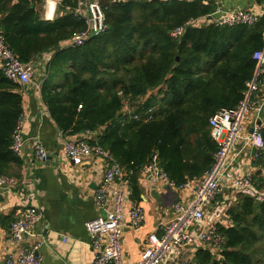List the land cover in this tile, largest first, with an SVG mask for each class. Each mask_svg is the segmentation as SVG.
I'll return each instance as SVG.
<instances>
[{
	"label": "trees",
	"instance_id": "1",
	"mask_svg": "<svg viewBox=\"0 0 264 264\" xmlns=\"http://www.w3.org/2000/svg\"><path fill=\"white\" fill-rule=\"evenodd\" d=\"M42 1L0 0V31L24 64L54 51L40 95L61 133L82 136L125 172L136 174L156 155L157 166L176 185L202 177L218 149L208 118L245 100L255 72L252 54L263 47L264 14L252 26H197L194 21L214 11L210 3L99 0L104 30L71 46L86 27L74 12L77 1L58 0L53 20H43L35 9ZM180 27L182 35L171 37ZM256 82L258 88L264 78ZM21 87L0 69L4 175L19 164L11 145L22 114ZM258 95L251 93L249 101ZM256 164L253 181L264 193V152ZM226 215L230 226L217 224L223 238L217 253L199 250L195 264H264V197L237 193Z\"/></svg>",
	"mask_w": 264,
	"mask_h": 264
},
{
	"label": "crops",
	"instance_id": "2",
	"mask_svg": "<svg viewBox=\"0 0 264 264\" xmlns=\"http://www.w3.org/2000/svg\"><path fill=\"white\" fill-rule=\"evenodd\" d=\"M76 1L81 2L80 11L87 15L85 0ZM58 4V0H43L35 9L43 20H53ZM210 4L228 11L259 12L264 7L263 0H211ZM193 23L204 26L209 21L200 18ZM53 53L47 51L35 57L31 63L34 75L28 84L21 85L20 130L23 145L17 155L19 164L12 167L9 173L15 178V185L10 190L0 191V264H4L19 247L31 248L34 245H38L41 264H94L85 223L112 210L111 195L107 197L103 210L96 209L94 204L95 192L105 169L103 156H93L83 159L78 165L73 164L64 153V142L82 140L83 137L63 135L42 103L41 79L45 77ZM261 76L264 78V74ZM263 87L264 82H261L256 92L260 94ZM250 96L247 90L244 101L249 102ZM257 120L261 122L258 126L261 132L264 130V109L257 114L246 112L227 155L226 167L221 171V194L204 206L206 217L194 226L191 243L178 251L167 264H195V255L199 250H210L195 235L203 224L215 221L220 227L230 226L226 211L235 201L236 194L241 193L233 188V182L247 174L252 175L253 180L257 176L259 152L247 141L250 129L257 126ZM37 143L47 153L46 162H37L34 157ZM261 173L264 175V169ZM200 178L189 179L180 185L171 180L172 184H166L142 170L136 174L123 170V177L114 180L111 189L121 190L124 194L122 211L138 205L145 214L143 225L137 230L132 229L126 220L123 223V264H135L140 259L148 235L155 233L159 237L162 234L161 226L174 218L175 205L188 206L193 202ZM25 207L38 209L41 219L35 228V237H24L18 243L9 237L8 230L16 214ZM102 243H106V239Z\"/></svg>",
	"mask_w": 264,
	"mask_h": 264
},
{
	"label": "built area",
	"instance_id": "3",
	"mask_svg": "<svg viewBox=\"0 0 264 264\" xmlns=\"http://www.w3.org/2000/svg\"><path fill=\"white\" fill-rule=\"evenodd\" d=\"M167 1V0H160ZM211 0H202V3L208 5ZM79 5L74 10L85 21V29L75 34L72 38L71 46H81L84 41L90 37H95L102 33L105 28V18L103 9L99 0H85L86 13L81 12ZM69 8H65V12ZM63 13V14H64ZM264 14V7L259 12L249 10L228 11L220 7H215L214 11L206 16V19L215 26H252L257 19ZM183 33V27L177 28L171 32V37L178 38ZM263 47L261 50L252 54L255 65V77L247 85L249 93L257 91L256 80L264 74V33L262 35ZM0 69L6 79L12 83L26 85L34 75L32 64H24L18 60L12 50L5 43L4 36L0 31ZM264 109V87L262 92L256 96L252 102L244 101L236 108H223L215 112L208 118L210 138L217 144V152L214 155L212 165L204 172L199 180L195 190L193 202L188 206L175 205L174 218L161 226L162 234L158 237L155 233L148 235L140 259L135 264H167L178 251L187 247L192 240L194 226L205 219L204 206L214 200L222 192L219 184L221 171L226 167V158L232 146L233 139L236 136L241 120L247 111H253L256 114ZM20 119L17 121L12 133L11 149L18 155L23 139L20 130ZM250 143L259 153L264 152V141L259 127L255 126L253 132L247 137ZM64 153L73 164H80L83 159L93 156H103L105 169L96 189L94 204L96 209L103 210L107 197L112 196V210L105 211L100 215L85 223V230L90 237V247L93 251L94 264H123L121 256L122 230L123 223L126 220L129 226L137 230L144 222L145 214L143 209L136 205L127 211H122L124 194L121 190L111 189L115 179L123 177V169L116 164L109 154L95 145H90L81 140H72L64 142ZM34 157L37 162H46L47 153L40 143L34 147ZM142 172L147 175L153 174L159 180L166 184H172L166 174L156 164V155L151 156L149 163L143 165ZM15 178L0 174V191L10 190L15 185ZM233 188L237 191L245 192L249 196L264 197V193L257 190V184L253 181L252 175L247 174L233 182ZM41 215L35 207H25L18 212L9 225V237L20 243L24 237H35V228L40 222ZM160 228V227H159ZM197 240L207 245L209 251L217 253L223 243L217 223L212 221L203 224L201 230L196 234ZM106 239V243L102 241ZM65 241V239L63 240ZM38 245L31 248L19 247L16 252L9 256L4 264H41L42 258L37 253Z\"/></svg>",
	"mask_w": 264,
	"mask_h": 264
},
{
	"label": "water",
	"instance_id": "4",
	"mask_svg": "<svg viewBox=\"0 0 264 264\" xmlns=\"http://www.w3.org/2000/svg\"><path fill=\"white\" fill-rule=\"evenodd\" d=\"M260 123H261V122H260L259 120H257V121H256V125H257V126H259V125H260ZM252 132H253V128H252V129H250L249 133L251 134Z\"/></svg>",
	"mask_w": 264,
	"mask_h": 264
},
{
	"label": "bare ground",
	"instance_id": "5",
	"mask_svg": "<svg viewBox=\"0 0 264 264\" xmlns=\"http://www.w3.org/2000/svg\"><path fill=\"white\" fill-rule=\"evenodd\" d=\"M50 4H51V2H50ZM49 6V5H48ZM51 6V5H50ZM49 9V8H48Z\"/></svg>",
	"mask_w": 264,
	"mask_h": 264
},
{
	"label": "rangeland",
	"instance_id": "6",
	"mask_svg": "<svg viewBox=\"0 0 264 264\" xmlns=\"http://www.w3.org/2000/svg\"><path fill=\"white\" fill-rule=\"evenodd\" d=\"M251 112V111H250ZM247 118V117H246Z\"/></svg>",
	"mask_w": 264,
	"mask_h": 264
}]
</instances>
